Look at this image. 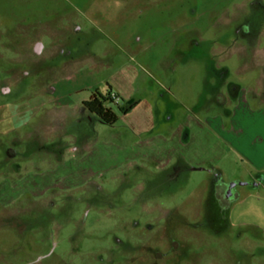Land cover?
Masks as SVG:
<instances>
[{
	"label": "rangeland",
	"instance_id": "1",
	"mask_svg": "<svg viewBox=\"0 0 264 264\" xmlns=\"http://www.w3.org/2000/svg\"><path fill=\"white\" fill-rule=\"evenodd\" d=\"M257 66L264 0H0V264H264Z\"/></svg>",
	"mask_w": 264,
	"mask_h": 264
},
{
	"label": "trees",
	"instance_id": "2",
	"mask_svg": "<svg viewBox=\"0 0 264 264\" xmlns=\"http://www.w3.org/2000/svg\"><path fill=\"white\" fill-rule=\"evenodd\" d=\"M112 92L113 91L102 93L95 91L91 93L87 99L82 101L83 105L90 112L95 113L103 122L108 124L115 122L118 118V115L112 110V108L106 105V102L114 100L111 96Z\"/></svg>",
	"mask_w": 264,
	"mask_h": 264
},
{
	"label": "flooded vegetation",
	"instance_id": "3",
	"mask_svg": "<svg viewBox=\"0 0 264 264\" xmlns=\"http://www.w3.org/2000/svg\"><path fill=\"white\" fill-rule=\"evenodd\" d=\"M113 101H117V100L114 99ZM221 185L222 184L219 183L218 180L217 182L214 183L213 189H212L213 190L212 196L215 198L218 206H220L221 208H224V207L226 208L228 200L232 196V187L227 185L226 187L222 188ZM219 187H221V189Z\"/></svg>",
	"mask_w": 264,
	"mask_h": 264
},
{
	"label": "crops",
	"instance_id": "4",
	"mask_svg": "<svg viewBox=\"0 0 264 264\" xmlns=\"http://www.w3.org/2000/svg\"><path fill=\"white\" fill-rule=\"evenodd\" d=\"M251 67H249L248 69H250ZM257 68L259 69L258 70V75H257V77H256V83L255 84H257L258 83V85L259 84H264V82H263V80H261L262 78H264V69L263 68H261L260 66H257ZM261 68V69H260ZM247 69V70H248ZM261 70V71H260ZM255 72V71H254ZM240 136V139L242 140V144H243V142H244V144L247 146V148H254L253 146V143H249L250 141L249 140H247V136L245 137V135H246V132L245 131H243L241 134H239ZM238 137V138H239ZM258 171H262L263 169H261V167L259 168V169H257Z\"/></svg>",
	"mask_w": 264,
	"mask_h": 264
},
{
	"label": "built area",
	"instance_id": "5",
	"mask_svg": "<svg viewBox=\"0 0 264 264\" xmlns=\"http://www.w3.org/2000/svg\"><path fill=\"white\" fill-rule=\"evenodd\" d=\"M111 96L113 99L117 100L118 99V95L115 92L111 93Z\"/></svg>",
	"mask_w": 264,
	"mask_h": 264
}]
</instances>
